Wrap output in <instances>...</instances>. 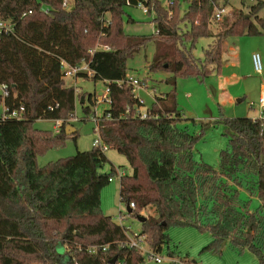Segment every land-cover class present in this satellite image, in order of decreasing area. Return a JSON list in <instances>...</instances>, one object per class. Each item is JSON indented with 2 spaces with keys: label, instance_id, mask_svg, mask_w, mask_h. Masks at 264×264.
I'll return each instance as SVG.
<instances>
[{
  "label": "trees",
  "instance_id": "16d2710c",
  "mask_svg": "<svg viewBox=\"0 0 264 264\" xmlns=\"http://www.w3.org/2000/svg\"><path fill=\"white\" fill-rule=\"evenodd\" d=\"M220 1L185 0L188 7L182 12L179 0H168L167 6L160 0H71L70 9L63 8V0H0V23L10 27L0 30V84L10 86V96L5 101L0 96V104L7 112L24 108L20 119L0 117V264H111L115 257V264L145 263L139 250L126 246L129 239L122 227L101 208L102 191L117 174L114 167L111 173L102 171L109 150L124 156L132 170L120 182L121 202L130 209L135 204L130 214L139 217L155 210L141 231L152 251L169 244L170 227L194 226L211 233L207 249L230 241L264 264L263 122L222 120L230 140L219 169L194 160L197 138L178 127L177 77L220 76L227 38L264 34L260 0L250 7L251 18L239 11L232 18L226 14L214 36L210 27L215 10L228 5ZM140 3L149 15L154 11L156 33L128 36L125 8ZM215 37L204 58H197V42ZM97 45L111 50L91 56ZM149 45L155 48L150 72L171 73L174 89L156 97L152 116L141 120L125 81L129 61ZM83 61L94 72L92 79L110 89L112 105L100 118L98 133L107 151L95 146L41 167L40 154L77 138L78 132L67 135L65 123L56 135L35 123L75 115L78 93L66 85L62 62L77 67ZM89 102L95 106L96 97L90 95ZM84 113L88 117L91 107ZM241 190L248 200L242 199ZM254 197L260 206L252 211ZM59 243L64 254L58 253Z\"/></svg>",
  "mask_w": 264,
  "mask_h": 264
},
{
  "label": "rangeland",
  "instance_id": "374dc122",
  "mask_svg": "<svg viewBox=\"0 0 264 264\" xmlns=\"http://www.w3.org/2000/svg\"><path fill=\"white\" fill-rule=\"evenodd\" d=\"M164 6L169 5L168 0H160ZM260 0H221L220 4L225 5L226 14L232 18L233 12L239 11L250 16V7ZM264 1V0H261ZM182 12L187 10L188 4L185 0H179ZM154 11L149 15L139 7H126L123 16V29L128 36H151L156 33L154 24ZM219 23L212 21L210 27L212 33L218 35ZM217 41L216 37L200 39L193 53L197 58L203 59L205 50ZM236 52L238 58V78L232 80L236 88L233 94V103H223L219 99L220 82L219 76L213 74L205 80H199L193 77H177L176 79V100L178 109L181 112V119L178 127L187 130L197 139L194 143L193 154L194 160L204 163L215 169L220 168L221 154L229 149V134L222 120L225 118H255L260 116L259 99L261 89L264 87V34L257 36H238L229 37L224 43L223 67L221 75L230 78V69L228 66L231 62L230 57ZM254 53L261 55L263 71L258 74L253 66L252 56ZM155 56V48L151 45L128 63L129 74L143 80L150 88L149 95L146 91L138 92V95L145 101V107L152 108L155 102V96L165 97L174 89L173 75L169 72L152 73L149 65ZM227 79V78H226ZM147 80V81H146ZM66 85L74 87L78 93L76 100V109L74 114L79 121L73 123L77 133L76 140L67 138L56 148L38 156V165L43 167L49 163L56 162L77 155L79 152L90 151L95 147V140L99 138L96 132V123L94 113L102 117L105 110L109 108L107 104H97L91 106L89 96L93 95L98 101L107 93L106 83L103 81H94L92 78H66ZM81 95V97H80ZM84 96V97H82ZM81 98L85 99L84 105L81 104ZM221 105V107H220ZM91 107L92 113L88 116L84 113L85 107ZM6 108L4 103L0 104V117H4ZM39 130L50 132L56 135V123L52 120H39L35 123ZM72 135V134H71ZM69 135V136H71ZM109 162L102 170L104 173H111L115 169H125L131 173V167L128 160L115 150L106 152ZM119 180L107 184L101 197V208L105 215L119 225V217L125 216L126 220L121 223L127 228L131 227V235L138 234L142 231V223L137 215L128 213L127 204L120 199ZM243 200H248L247 192L241 190ZM252 211H255L260 202L257 197L252 199ZM155 215V210H145L139 217L148 218ZM169 244L163 246L157 254L163 259V262L157 263L147 252L151 248L147 242L143 244L145 263L144 264H258V258L250 251L241 252L235 249L230 241H226L220 248L215 250L207 249L213 238L210 232L194 226L170 227L168 229ZM59 254L65 253V247L62 243L57 245Z\"/></svg>",
  "mask_w": 264,
  "mask_h": 264
},
{
  "label": "built area",
  "instance_id": "2783aa9c",
  "mask_svg": "<svg viewBox=\"0 0 264 264\" xmlns=\"http://www.w3.org/2000/svg\"><path fill=\"white\" fill-rule=\"evenodd\" d=\"M129 4V2H128ZM63 8L65 9H70L71 7V0H63ZM139 8H141L145 14H149V9L148 7L143 4L140 3L138 5ZM32 12L29 11L28 13H25L24 16H26L27 14H31ZM226 15V9H216L215 13H214V19L213 21L215 22H219L222 20V18ZM1 29H5L6 31L10 30V27L8 24L6 23H0V30ZM99 50H105V51H110V47H101L100 45H97L93 50L90 51V55L94 56V54L99 51ZM252 62H253V66L255 71L258 74H261L263 71V66H262V60H261V55L259 53H254L252 56ZM62 67L64 69V76L65 79L66 78H78L81 75H86L88 78H93L94 76V72L92 71V69L90 68V65L87 61H83V63L77 67H72L70 66L68 63L66 62H62ZM124 82H121L120 84H122ZM125 83H127V85H129L131 87V91H132V95L134 97V99H136L138 106L135 110V114L136 117H139L141 120H146L149 117L152 116L151 110L149 108H147V110L143 111V108L145 107V101L138 95L139 91H146L149 95H152L149 93V87L146 85V83L141 80L140 78L136 77V76H131L130 74L127 75L126 81ZM0 96L2 97L3 101H5V99H7L10 96V86L7 84H0ZM98 104H107L109 106V108L112 105V100H111V96H110V89L107 87V93L100 98L98 101ZM108 108V109H109ZM259 109H260V116L257 119H260L263 122V127H264V88L262 90V93L260 95V99H259ZM24 111V108L21 107L20 109H14V110H10L9 112H5V116L9 117V118H14V119H20L21 117V113ZM132 110L128 109L127 113H130ZM103 117V115H102ZM107 119H111V113H107L106 114ZM101 117H98L96 114L95 116L92 118L94 119L95 123H96V132L99 133V121H100ZM79 119L76 115L72 116L70 119H68L67 121H62V120H56V133H60L61 131V124L65 123L66 125V130L72 126L73 123L78 122ZM95 146L96 147H100L104 152L107 151V147H105L102 142L100 137L95 140ZM117 170V174L115 177L110 178L109 182L113 183L115 180H119L121 182V180L127 175L129 174L125 169H116ZM131 208L134 209L135 208V204L131 205ZM119 220L121 223H123L124 220H126L125 216H120ZM121 223L119 224L122 229L124 230V232L126 233L127 237H128V242L126 244V246L129 249H136L139 250L143 255L144 252H142L141 250H143V244L146 241V236L142 235L141 232L138 234H133L131 235L129 232L133 231L131 230V227L127 228V226H123L121 225ZM104 250H107V248H104ZM94 251V250H91ZM157 263H161L163 262V259L158 257L157 254L152 251L147 252Z\"/></svg>",
  "mask_w": 264,
  "mask_h": 264
},
{
  "label": "crops",
  "instance_id": "0c3cea01",
  "mask_svg": "<svg viewBox=\"0 0 264 264\" xmlns=\"http://www.w3.org/2000/svg\"><path fill=\"white\" fill-rule=\"evenodd\" d=\"M232 53L233 54L231 55L230 60H229L231 63L229 65H226L229 67V69L231 71L229 73L230 78H228L227 76H223V74L218 77L220 79V82L218 84L219 95H220L219 99L223 103H227V102L233 103V94L232 93H234V91H235L234 89L236 88V85L232 80H235L238 78V74H237V72L239 70L238 69V66H239L238 58H237V54L235 51ZM263 88L264 87H262V89H261V93H262ZM150 94H152V92ZM151 96H153V95H151ZM156 97L157 96H155V99H156ZM220 107H221V105H220ZM253 119H257V117H255ZM75 131H76V129H75L74 125H72L71 127H69L67 129V132L72 133V134L77 132V131L76 132ZM243 194L244 193L242 192V197H244ZM246 197H248V194Z\"/></svg>",
  "mask_w": 264,
  "mask_h": 264
},
{
  "label": "water",
  "instance_id": "95a60500",
  "mask_svg": "<svg viewBox=\"0 0 264 264\" xmlns=\"http://www.w3.org/2000/svg\"><path fill=\"white\" fill-rule=\"evenodd\" d=\"M248 18H249V16H248ZM14 88H15V86H14ZM84 102H85V100L84 99H82V101H81V104H84ZM76 132V131H75ZM72 133H69V132H67V135H71ZM73 135V134H72ZM127 210H128V213H132V209H130L129 207L127 208ZM138 219H139V221L141 222V223H144L145 221H146V218H142V217H138ZM117 257H115L110 263L111 264H115L116 262H117Z\"/></svg>",
  "mask_w": 264,
  "mask_h": 264
}]
</instances>
